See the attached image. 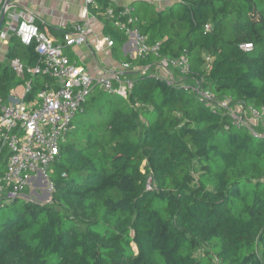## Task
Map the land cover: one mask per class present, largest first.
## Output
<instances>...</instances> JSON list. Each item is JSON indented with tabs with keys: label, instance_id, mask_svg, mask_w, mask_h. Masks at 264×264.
Instances as JSON below:
<instances>
[{
	"label": "trees",
	"instance_id": "obj_1",
	"mask_svg": "<svg viewBox=\"0 0 264 264\" xmlns=\"http://www.w3.org/2000/svg\"><path fill=\"white\" fill-rule=\"evenodd\" d=\"M109 4L99 0L91 13L104 20L121 64L185 55L189 73L170 84L154 69L131 71L128 97L89 94L81 113L97 105L93 114L73 122L50 166L51 201L25 200L0 224V264H212L196 255L200 247L217 264H264V132L234 127L183 87L203 80L220 98L264 106V0H180L165 9L135 2L129 25L159 43L136 58L123 55L129 37L103 15ZM15 58L23 76L11 67ZM39 61L35 44L12 34L0 96L7 100L27 78L28 99L55 83L29 71Z\"/></svg>",
	"mask_w": 264,
	"mask_h": 264
},
{
	"label": "built area",
	"instance_id": "obj_2",
	"mask_svg": "<svg viewBox=\"0 0 264 264\" xmlns=\"http://www.w3.org/2000/svg\"><path fill=\"white\" fill-rule=\"evenodd\" d=\"M95 6V0H85L86 18L92 14L91 8ZM12 7H18L13 0H0V21L4 18L0 42L4 43L11 34H15L24 45L35 44L40 61L29 71L49 75L55 83L43 88L31 99L27 98L32 92L31 82L18 91L14 87L7 100L0 96V162H3L0 164V206L21 198L23 192L34 185L46 186L52 194L54 185L48 175L50 166L58 159L76 115L83 110L94 89L128 97L135 82L128 74L131 71L145 73L154 69L162 73L170 84H174L181 82L190 70L187 57L182 55L174 59L160 58L154 66L123 63L117 72L109 76L93 74L86 67L71 61L65 53L66 46L81 45L87 41V21L79 24L74 33H66L64 42H57L40 30L31 10L21 8L16 13L12 12ZM134 10L135 7L127 6L116 13L109 7L105 15L112 19L114 26L136 40L135 58L144 57L150 52H157L159 43L151 45L148 36L141 34L136 26L129 25L137 21V17L132 15ZM125 16H129L128 22L121 19ZM5 24H8L10 32L3 30ZM105 40L109 46H113L110 36ZM243 48L251 49L252 45L246 44ZM210 60L208 57L207 61ZM11 67L18 75H24L25 67L19 58L11 60ZM183 87L194 92L214 111L228 115L234 127L248 128L254 135L264 132V106L220 98L204 85L203 80L183 82ZM231 125L226 128L229 129ZM148 188H153L151 179Z\"/></svg>",
	"mask_w": 264,
	"mask_h": 264
},
{
	"label": "crops",
	"instance_id": "obj_3",
	"mask_svg": "<svg viewBox=\"0 0 264 264\" xmlns=\"http://www.w3.org/2000/svg\"><path fill=\"white\" fill-rule=\"evenodd\" d=\"M18 7H12V12H18L21 8L29 9L35 15L38 26L46 29L45 33L57 42H64L62 35L56 36L52 29L66 30V33H74L76 27L84 21L88 22L86 30L87 41L81 45L66 46L65 53L71 61L86 67L96 75L109 76L117 72L121 62L113 55V47L109 46L105 38L109 36L105 32L104 20L91 14L86 18L85 0H13ZM97 5L99 0H95ZM148 1L157 9H165L180 0H110V7L133 6L135 2ZM136 6V5H135ZM106 16L105 14H103ZM6 25V24H5ZM65 34V33H64ZM12 34L3 43L9 42ZM123 55L129 54L135 58L137 43L134 38H128L121 48ZM7 54V53H6Z\"/></svg>",
	"mask_w": 264,
	"mask_h": 264
},
{
	"label": "rangeland",
	"instance_id": "obj_4",
	"mask_svg": "<svg viewBox=\"0 0 264 264\" xmlns=\"http://www.w3.org/2000/svg\"><path fill=\"white\" fill-rule=\"evenodd\" d=\"M8 25V24H7ZM5 25L3 30L10 32L9 27ZM8 46H9V42H6L5 44H3L2 42H0V62L6 61L7 60V50H8ZM24 84H21L19 86H16L15 88L18 90H21L26 83H28V78L24 79ZM95 93H99V91H95ZM110 93H103V97L104 98H109L111 97L109 95ZM97 106V105H96ZM96 106H91L89 107V109L85 112V113H81L79 112L75 119H74V124L75 125H79L80 122H82L83 120H86L90 114H93ZM72 134V133H70ZM69 134V138L71 137V135ZM49 193L51 194V191L45 186V187H38L36 185L34 186H30L26 192H23L22 197L17 201L16 204H11L9 206H4L2 208H0V224H2L3 222H5L9 217L13 216L15 213V210L20 208L23 201H32V202H36V203H48L51 201V195L49 196ZM196 255L198 257H201L203 255H207L209 256L210 261L212 262V264H217L215 261V256L214 254L210 251V249L206 248V247H200L196 250Z\"/></svg>",
	"mask_w": 264,
	"mask_h": 264
},
{
	"label": "water",
	"instance_id": "obj_5",
	"mask_svg": "<svg viewBox=\"0 0 264 264\" xmlns=\"http://www.w3.org/2000/svg\"><path fill=\"white\" fill-rule=\"evenodd\" d=\"M3 22H4V18H2V20L0 21V31H1V29H2ZM50 195H51V194L49 193V196H50Z\"/></svg>",
	"mask_w": 264,
	"mask_h": 264
}]
</instances>
